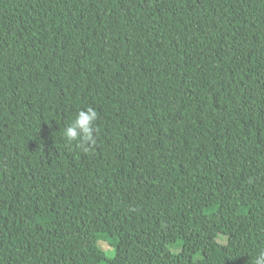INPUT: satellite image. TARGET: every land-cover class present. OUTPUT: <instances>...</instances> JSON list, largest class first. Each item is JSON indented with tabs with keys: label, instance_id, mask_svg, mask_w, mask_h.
<instances>
[{
	"label": "trees",
	"instance_id": "trees-1",
	"mask_svg": "<svg viewBox=\"0 0 264 264\" xmlns=\"http://www.w3.org/2000/svg\"><path fill=\"white\" fill-rule=\"evenodd\" d=\"M262 249L264 0H0V264Z\"/></svg>",
	"mask_w": 264,
	"mask_h": 264
},
{
	"label": "clouds",
	"instance_id": "clouds-1",
	"mask_svg": "<svg viewBox=\"0 0 264 264\" xmlns=\"http://www.w3.org/2000/svg\"><path fill=\"white\" fill-rule=\"evenodd\" d=\"M98 119L97 111L92 107L79 110L75 118L63 130V137L69 143L75 142L76 146L87 152L89 146L95 143V122ZM254 264H264V249L255 257Z\"/></svg>",
	"mask_w": 264,
	"mask_h": 264
},
{
	"label": "rangeland",
	"instance_id": "rangeland-1",
	"mask_svg": "<svg viewBox=\"0 0 264 264\" xmlns=\"http://www.w3.org/2000/svg\"><path fill=\"white\" fill-rule=\"evenodd\" d=\"M102 249L105 250L106 253H108V257L112 258L114 256V253L112 252V249H108V245L104 242H101L99 245Z\"/></svg>",
	"mask_w": 264,
	"mask_h": 264
}]
</instances>
